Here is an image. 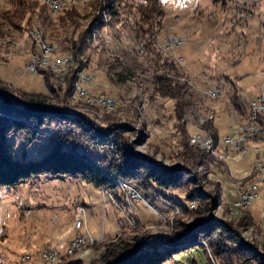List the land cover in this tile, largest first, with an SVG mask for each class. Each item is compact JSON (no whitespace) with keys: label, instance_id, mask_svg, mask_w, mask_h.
<instances>
[{"label":"rangeland","instance_id":"obj_1","mask_svg":"<svg viewBox=\"0 0 264 264\" xmlns=\"http://www.w3.org/2000/svg\"><path fill=\"white\" fill-rule=\"evenodd\" d=\"M97 1L82 0L75 6L85 17L80 20V28L56 29L53 34L48 21L57 20V15L38 0L46 8L44 10L38 6L32 14L33 27L26 25L24 29L13 28L9 32L5 27L6 32L0 34V78L18 96L22 93L20 91L49 93L43 70H50L48 78L53 85L65 86L67 76L77 69L76 82L87 84L88 90L87 95H79L75 82L73 97L81 99V103L74 105L73 100L70 108L82 113L91 112L95 120L101 122L103 112L114 114L122 103L131 105L137 110L136 121L129 123L132 129L126 133L131 145L136 151L152 154L169 166H174L178 161L182 163L178 158L169 157L176 141L171 134L175 131L174 125L188 124L191 133L189 144L209 152L211 163H197L191 172V182L178 189H165L164 193L186 201L187 192L195 188L210 192L214 198L221 199L210 215L234 226H238L243 215L250 214L251 221L239 229L242 237L256 243L260 247L259 255L264 256V179L256 170L257 153L254 150V146L264 148V144L259 142L260 139L264 140V132L250 139L248 149L243 153L238 152L232 143L224 141L227 136L234 135L237 127L251 123L249 107L246 110L239 106L255 97L264 84V0H224L218 3L212 0H165V27L159 28L153 38L160 37L156 44L162 55L177 61L179 73L171 71L167 74L185 82L193 93L191 100L194 105L180 119L174 112L175 101L160 96L154 90L153 78L161 71H156L151 65L153 62L149 60L150 55L144 47L138 14L128 9L122 12L121 21L110 23L108 10L113 1L100 0V4L95 6ZM138 1L134 0L135 3ZM11 2H0V14L12 6ZM93 18L97 19L94 28L98 24L101 26L93 31V40L84 48L85 51L78 56L71 51H63V45L74 41L78 32L86 28ZM170 36L181 38L184 43L165 50L161 47L162 40ZM45 45L59 50L45 52ZM66 53L76 57L67 75L51 63L38 67L36 71L29 69V63L37 55L51 54L53 61ZM180 55L183 59H179ZM82 73L86 74V78L82 77ZM232 84L240 95L238 100H234ZM213 86L222 87L220 96L208 95L207 90ZM229 88L230 92L227 91ZM101 94L114 98L116 107L107 110L103 106H99V109L94 104L91 106L88 97ZM12 101L17 105L22 103L16 99ZM262 117L264 112L259 116L264 123ZM54 132L56 130L51 127L46 129L40 140L27 148V156L41 157L47 150L46 145L53 141L51 137ZM197 132L213 136L215 149L208 151L193 143L192 136ZM11 139L15 144V155L21 157L26 147L24 134ZM34 149L38 153H34ZM104 151L101 149L96 154H103ZM253 181H257L259 189L251 205L245 209L232 206L239 190ZM118 182L124 191L122 202H118L109 191L82 180L45 178L14 188H0V264H46L39 255L24 263L21 256L25 253L32 256L40 254L49 244L59 249L60 245L55 244L54 239L56 237V242L59 241L68 230V234L73 232L72 240L77 233L74 222L80 211H83L84 226L79 232H84L87 239L82 249L75 250L73 259H83L84 262L97 258L101 253V249H98L101 242L118 234L127 237L141 234L146 241L154 240L168 248H179L181 244L169 240L187 231L188 227H178L180 220L190 226V230L195 232L197 228L198 231L201 218L196 216L195 211H183L171 200L160 196H157L159 201L154 198L150 200L133 184ZM132 188L139 193V198L132 196ZM195 206L196 202L191 201L190 208ZM252 216L261 222L255 224ZM159 239L164 242H159ZM66 249L64 254H67ZM187 250L164 264H196L194 260L198 264H206V257L200 248Z\"/></svg>","mask_w":264,"mask_h":264},{"label":"trees","instance_id":"obj_2","mask_svg":"<svg viewBox=\"0 0 264 264\" xmlns=\"http://www.w3.org/2000/svg\"><path fill=\"white\" fill-rule=\"evenodd\" d=\"M99 1L95 6L100 4ZM112 1L108 10L110 23L114 20L121 21V14L125 11L132 10L138 14L144 47L150 55L149 60L153 62L151 65L156 71H161L153 78L154 90L162 97L173 99L174 112L177 118H182L184 112L194 105L191 100L193 93L185 82L167 74L171 71L179 73L177 61L173 57L162 55L157 48L156 38H153L159 28L165 27L163 18L166 1ZM212 1L218 3L224 0ZM39 4L38 0H12V6L0 14V34L6 32L5 27L8 32L13 28L24 29L26 25L28 28L33 27L32 14L38 6H42L44 10L46 8ZM56 17L57 20L48 21L53 34L56 29L78 28L84 16L78 8L72 6ZM96 20L93 18L86 28H82L74 41L64 44L63 51H71L76 56L84 52V48L93 40V31L101 26L98 24L94 28ZM76 71L74 69L67 76L65 86H55L49 82L50 70L45 69L42 72L49 93L20 91V96L15 95L9 84L0 78V188H14L45 178L82 180L109 191L118 202H122L124 191L118 181L126 182L133 184L150 200L154 198L159 201L157 196H160L171 200L183 211H195L196 216L201 218V229L198 227V231L196 228L197 232H194L180 220L178 227H188V232L185 230L186 232L177 234L175 239L169 240L174 244H181L179 248H168L154 240L146 241L141 234L130 237L118 234L101 242L98 247L101 253L97 258L84 262L83 259H72V254H63L58 264H164L174 259L176 254L193 248L203 251L206 264H264V256L259 255L260 247L245 240L239 229L251 221L250 214L243 215L238 226H234L210 215L216 204L221 203V199L214 198V194L210 192L195 188L187 192L186 201L164 193L165 189H178L191 182V172L197 163H211L209 152L193 148L189 144L191 133L188 124H175V131L171 133L176 141L174 148L170 149L169 157L178 158L182 163L178 161L174 166H169L152 154L136 151L126 134L132 129L129 123L136 121V108L122 103L114 114L103 112L101 122L95 120L91 112L82 113L70 108L73 100L74 105L81 103V99L73 97ZM231 88L235 92L234 100H238L240 95L237 88L233 84ZM231 88L227 91L230 92ZM12 99L22 102L21 105H17ZM94 107L99 109V106ZM239 107L246 110L249 107L250 110L251 101L241 103ZM50 127L56 132L52 133L53 137L48 135L53 141L46 145V152L39 158L28 157L27 148L36 144L41 134ZM20 134L25 136L26 147L22 150V156L17 157L11 138ZM101 149H105L104 153L96 154ZM191 201L196 202L193 208H190ZM199 239L204 242L198 241ZM194 262L198 264L196 260Z\"/></svg>","mask_w":264,"mask_h":264},{"label":"bare ground","instance_id":"obj_3","mask_svg":"<svg viewBox=\"0 0 264 264\" xmlns=\"http://www.w3.org/2000/svg\"><path fill=\"white\" fill-rule=\"evenodd\" d=\"M2 0H0L1 2ZM42 4H44L48 10L54 14V15H58L60 12H62L64 9L66 8H69V7H72V6H76L78 4L81 3L82 0H56V3H63L62 6H58V7H55L54 6V0H39ZM84 3V2H83ZM105 5V4H104ZM105 9V8H104ZM106 10V9H105ZM100 16V15H99ZM104 19V18H103ZM102 19V21H103ZM107 20V19H106ZM105 21V20H104ZM104 26V25H103ZM108 28V26L106 27ZM102 29V28H101ZM103 30V29H102ZM109 30V28H108ZM104 31V30H103ZM110 31V30H109ZM102 32V31H101ZM107 32V31H106ZM111 32V31H110ZM110 34V33H109ZM104 35V34H103ZM111 35V34H110ZM40 36V35H39ZM42 36V34H41ZM109 38V37H108ZM112 38V36H111ZM44 40V39H43ZM41 41V40H40ZM46 41V40H45ZM44 41V42H45ZM48 41V40H47ZM61 41V40H60ZM165 41H181V42H184L183 39L181 38H178V37H173V36H170V37H166L165 38ZM51 42V40H50ZM57 43V42H56ZM46 44V43H45ZM53 45V44H52ZM57 45V44H56ZM143 43L141 44V47H142ZM161 47L164 48L165 50H171L172 48H176L178 47V45H166L164 42L161 43ZM59 47V46H58ZM40 48V47H39ZM38 48V49H39ZM44 48V51L45 52H50L54 50V47H49L48 45H45L43 46ZM59 49H56V51H58ZM40 51V49H39ZM55 51V50H54ZM55 51V52H56ZM69 52V51H68ZM37 53V52H36ZM53 53V52H52ZM70 53V52H69ZM49 55V54H48ZM59 55V54H58ZM34 56V55H33ZM76 57L74 58L73 54L71 56V54H61L60 56H57L56 59H54L52 61V57H51V54L50 56H47L46 54L43 56H40V55H37L36 58H35V63L37 64L38 67L42 66V65H46V64H53L57 67H60L61 68V73L62 74H66L68 73V70H69V67L71 65H74V61H75ZM179 59H183L182 56L179 57ZM30 65V63H29ZM78 66V65H77ZM75 67V66H74ZM47 68V67H46ZM49 68H51L49 66ZM53 68V67H52ZM51 68V69H52ZM73 68V67H72ZM59 69V68H58ZM71 70V69H70ZM59 71V70H58ZM72 71V70H71ZM56 72V71H54ZM84 72V71H83ZM58 74V73H57ZM69 74V73H68ZM80 74V73H79ZM67 75V74H66ZM65 77V76H64ZM62 77V78H64ZM81 77V76H80ZM82 77L84 78V74L82 73ZM61 78V79H62ZM79 78V76H78ZM77 83V82H76ZM82 85L77 83L76 84V91L78 92L79 95H82V96H85L87 95V89H83L81 88ZM208 92V95L212 96V97H216V96H220L221 95V92H215L213 93L211 90H207ZM101 96H104V99H110V100H96V99H99ZM88 102L91 104H94V106H103L104 108H106L107 110H112L114 109L115 106V102L116 100L114 98H112L111 96L109 95H106V94H101V95H98V96H95V97H88ZM93 106V105H91ZM76 108H72V110H75ZM77 110V109H76ZM81 110V109H80ZM79 111V110H77ZM263 112H264V105H263ZM250 119L251 120V123H249V125H246V126H239L237 127L236 129L238 130V132L240 133H243V135H252L253 134V127H257L258 126V131H257V136H254V138H257L259 134H261L262 132H264V123H262V121H260L258 119V112H254V103L251 102V109H250ZM256 123V124H254ZM138 127V126H136ZM192 142L193 143H196L198 145H200L202 148L206 149V150H214L215 148V141L213 139V136L211 135H206V134H202V133H199L197 132L196 134H194L192 136ZM261 147V146H260ZM259 146H254V150L256 151L257 153V160H256V170L261 174V172L263 171L264 169V148H260ZM237 150V148H235ZM217 150V148H216ZM238 152H244V150H237ZM34 153H37V151L35 150ZM223 156V155H222ZM257 172V173H258ZM251 183V182H250ZM257 184V181L256 182H252L249 186L243 188V189H248L250 187H253ZM123 185V184H122ZM133 186V185H132ZM126 187V186H125ZM131 190H133V192H137L134 188H132ZM138 196L140 197L139 193L137 192ZM129 197V196H128ZM134 198H138V197H134ZM130 199V198H129ZM131 201V199L129 200ZM252 202H245V201H234V204H232V206H234L235 208L237 209H245V208H248L250 205H251ZM195 205V203H194ZM179 212V211H178ZM27 213V212H26ZM82 216H83V211H80L79 215L77 216V218L75 219V229L78 230L81 229L83 226H84V223L82 221ZM264 222V216H263V221ZM264 225V223H263ZM159 232V231H157ZM164 234V233H163ZM168 235V233H165ZM168 239V238H167ZM167 241V240H166ZM160 242H164V241H160ZM90 243V242H89ZM87 247V246H86ZM90 248V247H89ZM78 249H82V246L80 247H70V253L69 251H66L67 254H72L75 252V250H78ZM264 253V252H263ZM61 256H63L62 254L59 256L58 259H56V264H58ZM73 259V258H72Z\"/></svg>","mask_w":264,"mask_h":264},{"label":"built area","instance_id":"obj_4","mask_svg":"<svg viewBox=\"0 0 264 264\" xmlns=\"http://www.w3.org/2000/svg\"><path fill=\"white\" fill-rule=\"evenodd\" d=\"M63 3H56V0H54V6L58 7V6H62ZM159 36H157L156 40H159ZM166 45H178L180 46L181 44H183L184 42L181 41H165L162 40ZM49 47H53V46H49ZM72 56V54H71ZM182 56V55H180ZM183 57V56H182ZM29 69L31 70H38V66L35 63V59L32 60L30 62L29 65ZM86 74H84V78ZM87 84H83V86L81 88L83 89H87L86 88ZM88 90V89H87ZM209 90H211L213 93L215 92H223L222 91V87L220 86H213L211 88H209ZM96 100H110V99H104V96H101L99 99ZM251 102L254 103V112H258V119L259 116L263 113V105H264V84L261 87V92L260 94L251 100ZM257 131H258V126L257 127H253V134L252 135H243V133L238 132L237 129H235V133L234 135H229L227 136L224 141L225 143H232L234 145L235 148H237V150H244V152L248 149V141L250 139H254V136H257ZM261 176L260 178L264 179V169L261 172V174L259 175ZM258 183L253 186L250 187L248 189H241L238 198L235 201H245V202H252L258 195ZM129 190V189H128ZM132 196L133 197H138L137 192H133V190H131ZM84 210L83 208H80L79 210ZM86 234L84 232H78L76 233V235L74 236V238L72 240H70L69 245L66 249V251H69L70 253V247H80L82 246L85 242H86ZM90 241H92V238H90ZM160 242V239H159ZM61 251L58 249V247H56L53 244H49L48 246H46L45 248H43L40 252V256L45 260L46 264H56V259L59 258V256L61 255ZM32 254L30 253H25L23 254V256H21V260L23 262L31 259Z\"/></svg>","mask_w":264,"mask_h":264},{"label":"crops","instance_id":"obj_5","mask_svg":"<svg viewBox=\"0 0 264 264\" xmlns=\"http://www.w3.org/2000/svg\"><path fill=\"white\" fill-rule=\"evenodd\" d=\"M260 92L261 91H259L257 94H256V96L255 97H252L251 99H250V101L252 100V99H254V98H256L259 94H260ZM220 141V140H219ZM259 142L261 143V144H264V140L263 139H260L259 140ZM243 188H245V187H243ZM242 188V189H243ZM239 193H240V190H239V192H238V196H239ZM238 198V197H237ZM237 198H235V199H237ZM84 202V201H83ZM83 204H85V203H83ZM88 208V207H87ZM252 219H253V221H254V223L255 224H259L260 222H257L254 218H253V216H252ZM70 230H68L66 233H64V235L61 237V239L59 240V241H57L56 242V237H55V244H59L60 245V247H59V249H60V251L62 252V254H64L63 252L65 251V249L67 248V246H68V243H69V241H70V239L72 238V236H73V232L71 233V234H68V232H69ZM92 232V231H91ZM92 234L94 235V236H96L95 235V233H93L92 232ZM99 236V235H98ZM97 237V236H96ZM39 248H41V247H39ZM35 255H39L40 256V254H38V253H35L32 257H31V259H34V257H35ZM36 259V258H35ZM24 263V262H23Z\"/></svg>","mask_w":264,"mask_h":264}]
</instances>
